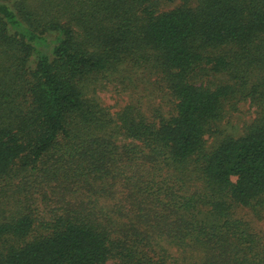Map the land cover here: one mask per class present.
I'll return each mask as SVG.
<instances>
[{
	"label": "trees",
	"instance_id": "obj_1",
	"mask_svg": "<svg viewBox=\"0 0 264 264\" xmlns=\"http://www.w3.org/2000/svg\"><path fill=\"white\" fill-rule=\"evenodd\" d=\"M162 4L0 0V264H264V0Z\"/></svg>",
	"mask_w": 264,
	"mask_h": 264
},
{
	"label": "rangeland",
	"instance_id": "obj_2",
	"mask_svg": "<svg viewBox=\"0 0 264 264\" xmlns=\"http://www.w3.org/2000/svg\"><path fill=\"white\" fill-rule=\"evenodd\" d=\"M163 9H172L182 3L183 0H162ZM100 79L97 80V83L92 86L93 93L99 100L106 106H110L113 111L119 110L122 106L126 105L130 101L129 93H132L130 90L122 91V88L113 86L111 83H107L106 86H102ZM106 82V81H105ZM141 98L148 102L149 109L153 110L155 107L160 106L164 112L169 110V103L166 99H162L159 96H148L145 97L141 93ZM238 110L230 113L227 118L221 122V126L225 129L234 130L237 134L243 132L244 126L251 122L256 115V109L249 102H241L238 105ZM214 143V137L208 138V145L212 146ZM258 228L264 231V220L257 223ZM106 264H112L111 261Z\"/></svg>",
	"mask_w": 264,
	"mask_h": 264
}]
</instances>
